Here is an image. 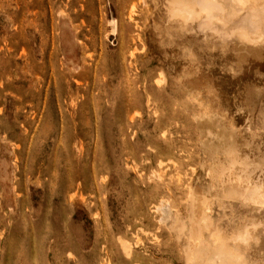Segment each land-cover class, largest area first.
<instances>
[{
	"label": "rangeland",
	"instance_id": "rangeland-1",
	"mask_svg": "<svg viewBox=\"0 0 264 264\" xmlns=\"http://www.w3.org/2000/svg\"><path fill=\"white\" fill-rule=\"evenodd\" d=\"M179 1L0 0V264L192 263L207 221L223 248L234 244L246 264H264V215L237 185L229 193L239 197L215 196L217 180L243 173L248 159L256 164L246 165L248 179L264 182V48L242 47L233 34L218 46L226 29L212 30L227 19L217 0ZM187 1L215 3L216 12L200 7L202 21ZM255 13L242 16L246 25L253 18L249 35ZM207 27L221 40L207 41ZM215 170L229 173L215 179ZM160 199L177 209L172 233L158 220ZM256 218L257 244L231 243L237 225ZM206 250L198 260L213 256Z\"/></svg>",
	"mask_w": 264,
	"mask_h": 264
},
{
	"label": "bare ground",
	"instance_id": "bare-ground-1",
	"mask_svg": "<svg viewBox=\"0 0 264 264\" xmlns=\"http://www.w3.org/2000/svg\"><path fill=\"white\" fill-rule=\"evenodd\" d=\"M171 0H169V2H168V5H169V3H171L172 1L174 2V0H172L171 2H170ZM179 1V0H178ZM181 1V0H180ZM180 1H179V3H178V5L177 6H179V4H180ZM189 2H191L190 0H188ZM188 1H187V3H188ZM196 1V0H195ZM199 0H197V2H198ZM202 2H204L203 4H205V1L204 0H201ZM208 0H206V2H207ZM211 2L213 1V2H215L216 0H210ZM172 2V4H174ZM209 2V1H208ZM229 2L230 3H232V5L235 7V9H236V12L234 11V9L232 8L231 10H232V12H234V13H236V14H234V13H229V11L228 10H230L229 9V7H230V5L228 6V10H227V4H229ZM254 2V3H253ZM253 2L252 1H250V0H217V4H219L220 6H222V9H223V6H225L224 8H226V10H222V9H220V11H217V13H218V15H220V17L219 18H221V22H223L222 20H224V19H227V20H225L226 22H230L229 23V25L230 26H226V25H228V24H226V22H224L225 24L223 25V23H222V25H223V28H222V25L220 26H218L217 28H221L223 31H225V29H226V33L225 32H223L220 28L219 29H217V31H215L216 29H213V27H212V31H213V33L215 34V32H216V34H217V32H219L220 33V30L224 33V34H222V36H223V40H221L220 38H219V34L218 35H216L217 37L215 38L216 39V41H217V38H218V40H221V44L220 43H218V44H220V45H218V46H221V47H223V45H224V47L225 46H227V45H229V41L228 40H226L225 39V37H227L228 36V34H233V36H235V38H237V40L239 41V42H241L240 44L242 45V47H245V46H247V42H253L252 44H253V46H254V44L256 45L257 43V45H259V46H257V47H261V49H263L264 48V46L262 47V44H260V42H261V40L263 39L262 38V34H263V32H262V30L260 31V29H258L259 27L258 26H261L262 24H264V16L261 18V20L259 19V15H258V13L260 14V13H262L263 11L262 10H264V9H262L261 7H260V9L259 10H261V11H259L258 10V7L257 6H259L260 4L259 3H261V2H259V3H257L256 2V0L254 1L253 0ZM175 3H177V2H175ZM186 3V2H185ZM186 3V4H187ZM196 3V2H195ZM252 3H253V6H252ZM255 3H257V6L256 5H254ZM172 4L170 5V8L172 7ZM182 4H183V0H182ZM189 4V6H190V4H192V3H188ZM188 4L187 5H181V6H187L188 7ZM198 3H196V4H193V5H191L192 6V8L193 7H195V8H193V9H195V12H194V10H193V12H194V14L196 13V16L197 17H203V19H201L202 21H204V19L205 18H207V20L209 21V16L208 17H205V14H208V13H206V11H208V12H211V10L212 9H214V11L216 12V8H214L216 5H214V4H210V5H212V7H210V10H207L208 8L205 6V5H203V7H206V10H205V14L203 13V7H201V8H203L202 10L203 11H201V8L200 7H197V6H199V5H197ZM208 5V4H207ZM210 5H208V7L210 6ZM261 5H264V4H261ZM191 6H190V8H191ZM220 6H218V8L220 7ZM262 7H264V6H262ZM168 8H169V6H168ZM174 8V7H173ZM178 8V7H177ZM184 9L182 10L183 12H184V15H182V16H184V19H183V17H180L181 16V14H183V13H180V15L178 16V12H177V16L178 17H180L181 18V20H182V22L187 18V17H189V11L190 10H187L185 7H183ZM189 8V7H188ZM189 8V9H190ZM196 8H199L198 10H196ZM212 8V9H211ZM254 9L253 11L251 10V12H253V13H255L256 12V10H258V12H256L255 13V15L257 14V19H259V24L257 23H255L256 25H258V26H254V27H257V28H255L258 32H256V30H253L252 31V34L251 35H249V32L247 31V25H248V28L249 29H251L252 27L251 26H253L251 23V21H253V18L250 20V18L252 17L251 16V14L254 16V14L253 13H251L250 14V10L249 9ZM181 9V8H180ZM200 10V12H202L200 15L201 16H199V13L197 14V12ZM219 10V9H218ZM222 10V11H221ZM241 10L242 11V13H245L244 15H242L239 11ZM185 11L187 12V14H188V16L186 15L185 16ZM197 11V12H196ZM213 11V10H212ZM247 11H249V15L251 16H248V17H250V18H247L248 19V21H250V24H245V23H247V22H243L244 21V19L246 20V18L244 17H242V16H245L246 15V13H247ZM172 12V11H171ZM192 12V13H193ZM214 12V13H215ZM221 12V13H220ZM191 13V14H192ZM193 14V16H194V18L196 17L195 15ZM172 15H174L173 14V12H172V14L170 15L171 17H172ZM202 15H204V16H202ZM213 14H210V16H212ZM215 15V14H214ZM238 15H240L241 17H242V19L241 18H239L240 16H238ZM260 15H262V14H260ZM263 15H264V13H263ZM176 16V17H177ZM191 16V15H190ZM192 16V17H193ZM207 16V15H206ZM216 16V15H215ZM246 17H247V15H246ZM173 18V17H172ZM224 18V19H223ZM190 19V18H189ZM193 19V18H192ZM191 19V20H192ZM214 19H217V17H214L213 16V18H212V21H216V20H214ZM254 19H255V17H254ZM256 19V20H257ZM181 20L179 19V22H180V24H181ZM187 20V19H186ZM201 20H199L200 22H201ZM207 20H206V22H207ZM243 20V21H242ZM263 20V21H262ZM197 21V20H196ZM217 21H218V19H217ZM216 21V24H214L213 26H215V25H218L217 22ZM261 21L263 22L262 24H261ZM186 22V21H185ZM199 23V22H198ZM210 23V22H209ZM209 23H207V24H209ZM244 23V24H243ZM253 23H254V21H253ZM186 24V23H185ZM188 24V23H187ZM201 24H204V22L203 23H201ZM206 24V23H205ZM204 24V25H205ZM182 25V24H181ZM200 25V24H199ZM204 25H202L203 26V29L206 27V25H205V27H204ZM232 25V26H231ZM183 26V25H182ZM201 26V27H202ZM250 26V27H249ZM201 27L199 26V28H200V30L199 31H201ZM224 27H226V28H224ZM227 27H228V29H230V27H231V29H232V31L230 32L229 30L227 31ZM181 29H183V28H181ZM203 29H202V33L204 34L203 36H205V33L204 32H206L207 33V31L209 32V29H208V27L206 28V29H208V30H206L205 29V31L203 32ZM230 29V30H231ZM212 31H210L209 32V36H211V35H213V36H215L213 33L210 35V33L212 32ZM221 32V33H222ZM229 32V33H228ZM251 32V31H250ZM259 33V36H260V33H261V38L257 35V37H251V36H254L255 34H258ZM224 35H226L225 37H224ZM209 36H207V38H205L207 41H209V39H210V43H211V40H213L214 38H213V36H211V37H209ZM222 36H221V38H222ZM256 36V35H255ZM209 37V38H208ZM226 40V41H225ZM225 41V42H224ZM214 43H216L215 41H213ZM227 42V43H226ZM257 42V43H256ZM224 43V44H223ZM225 43L227 44V45H225ZM261 43H264V39L262 40V42ZM217 44V43H216ZM215 44V45H216ZM239 44V45H240ZM252 46V47H253ZM256 46H255V48H257ZM253 49H254V47H253ZM258 49V48H257ZM256 49V50H257ZM260 49V48H259ZM250 50V49H249ZM252 50V49H251ZM255 50V49H254ZM260 51V50H259ZM255 52V51H254ZM261 52H263V51H261ZM251 53V52H250ZM253 53V52H252ZM263 55L262 56H264V53H262ZM260 56V53H258V52H255L254 53V57H259ZM260 58H261V56H260ZM242 59V58H241ZM245 59V58H244ZM243 59V60H244ZM255 59V58H254ZM259 59V58H258ZM257 59V60H258ZM260 60V59H259ZM258 93V92H257ZM247 95V94H246ZM246 98V97H245ZM250 99V98H249ZM253 100V99H252ZM247 102H248V100H246ZM247 102H246V104H247ZM249 102H251V101H249ZM251 103H253V101L251 102ZM249 104V103H248ZM204 114H205V117L206 118H209L208 117V115H209V112H204ZM202 115H203V113H202ZM203 120V119H202ZM211 121L212 120H210L209 122H208V124L209 123H211ZM208 124H207V127H208ZM210 125H212V124H210ZM213 126V125H212ZM216 127H217V125H215ZM215 127V128H216ZM208 128H211V127H208ZM214 128V127H213ZM214 128V129H215ZM219 128V127H218ZM205 129V128H204ZM209 130V129H208ZM211 130H212V128H211ZM217 130V129H216ZM223 130H225V129H223ZM228 130V129H227ZM231 130V129H230ZM202 131V130H201ZM229 131V130H228ZM203 132H204V130H203ZM209 132V131H208ZM205 134H204V137L206 136V132H204ZM213 133L215 134V131L214 130H212V134L210 135V133L209 134H207V136H208V138H211V139H213L212 137H213ZM220 134V133H219ZM209 135L211 136V137H209ZM226 135H228V134H226ZM234 135V134H233ZM229 136H231V133H230V135ZM217 137V136H216ZM234 137V136H233ZM232 137V138H233ZM206 138V137H205ZM205 138H203V139H205ZM231 138V137H230ZM232 138L230 139V140H232ZM211 139H209V141L211 140ZM220 139V136L217 138V139H215V141L217 140H219ZM205 140H207L208 141V139H205ZM205 140H203V144H204V141ZM227 141L229 140V139H226ZM209 141L207 142V143H209ZM212 141V140H211ZM217 141L215 142L216 143V145H217ZM220 141V140H219ZM231 142V141H230ZM236 141H235V139H234V141H233V144L235 143ZM201 143V146L204 148V149H206V145H203ZM232 143V142H231ZM245 143H247V145L249 144V142L248 141H246ZM211 143H209L208 144V146L210 145ZM222 145H224L223 143H221ZM212 145V144H211ZM221 145V146H222ZM234 145H236V144H234ZM234 145H231L232 147L234 146ZM247 145H246V147H247ZM220 146V147H221ZM237 146L238 145H236V147H235V150L237 149ZM224 147V146H223ZM223 147H221L220 149H222ZM227 147H230V146H228L227 145ZM226 147V148H227ZM238 147H240V146H238ZM225 148V149H226ZM231 148V147H230ZM252 148V147H251ZM216 149H217V147H216ZM220 149H218V152H219V150ZM232 149H234V148H232ZM232 149H228L227 151H234V150H232ZM249 149V148H248ZM253 149V148H252ZM258 150V149H257ZM223 151H224V149H223ZM236 151H238V153L240 152V150H236ZM236 151H234L233 153H235ZM210 152H212V150H210ZM218 152H216V155H220ZM226 152V151H225ZM224 152V153H225ZM223 153V152H222ZM223 153V154H224ZM227 153V152H226ZM232 153V154H233ZM249 153V152H248ZM222 154V155H223ZM229 154V153H228ZM215 155V156H216ZM240 155V157L235 153V157L237 156V158H242L241 157V154H239ZM226 156V155H225ZM227 156H229V155H227ZM226 156V157H227ZM243 156V155H242ZM245 157V155L243 156V158ZM246 157H248V155H246ZM213 158H214V160H215V157L213 156ZM217 158H219L218 156H217ZM233 158V157H232ZM236 158V159H237ZM250 159H252V158H250ZM218 160H220V159H218ZM234 161H236L235 160V158L233 159ZM242 160V159H241ZM245 160V159H244ZM246 160H247V158H246ZM245 160V161H246ZM249 160V159H248ZM246 161V162H241V163H239L240 165L239 166H241L240 168H242V170H243V173H241V172H239L238 173V175H236V176H232L231 174L233 173V171L229 174V175H225V174H228V173H224L223 175H225L224 177H223V175L222 176H218V174H219V172H222L223 173V170H220L219 172L218 171H216L217 173V175L215 176V175H213V178H217V176L218 177H223V178H221L220 179V181L219 180H217V182L219 183V182H221L223 185V190H222V188H219V189H221V190H219V192L215 195V196H217V198H218V196H220L221 194H224V196H223V198H222V196L221 197H219V199H228L229 197H231V195L233 196V195H236V194H231V193H229V191H230V186H235V185H237V189H238V191H241V189H243L244 190V192L246 193V198H247V200L248 201H250V202H253L254 203V207H255V209L253 210V206H252V210L253 211H256V215L257 216H260L261 214H263L264 215V182L263 181H261L262 180V175H258V177H256V178H253V179H251V180H249L248 179V177L246 176L247 175V173L246 172H248V169H249V172L251 171V169H252V172L254 171L253 170V168L254 169H256L254 166L256 165V164H254V162H249V161ZM253 160V159H252ZM238 162H239V159H238ZM221 163V162H220ZM224 163V162H223ZM246 163V164H245ZM249 163H250V165L252 166L253 165V168H251L250 167V165H249ZM232 164H234V166L233 165H230L229 167H227V168H230L231 169V166L232 167H236V165H237V163H236V165H235V163H232ZM215 165V164H214ZM220 164H218V167H220L219 166ZM249 166L250 168H248L247 169V166ZM259 166V165H258ZM258 166H256V167H258ZM233 169V168H232ZM258 169V168H257ZM218 170H219V168H218ZM228 170V169H227ZM260 170H258V172H259ZM214 172V171H213ZM226 172V171H225ZM249 172H248V176H250V174H249ZM256 172H257V170H256ZM256 172H254L253 174H254V177H255V174H256ZM236 173V172H235ZM234 173V174H235ZM262 174V173H261ZM215 176V177H214ZM262 178H261V177ZM211 178H212V175L210 176ZM250 177H252V176H250ZM261 178V180H259ZM212 181V180H211ZM213 181H215V180H213ZM213 184H215V183H213ZM220 187H221V185H219ZM218 186V187H219ZM228 186V187H227ZM240 188V189H239ZM189 193V192H188ZM233 193V192H232ZM243 193V192H242ZM193 194V193H192ZM229 195L230 194V196L228 197L227 195ZM189 195V194H188ZM188 195H187V197H185V198H189L188 197ZM199 195H200V197H201V193H199L198 192V194H195V195H192V196H195L196 198H198L199 197ZM190 196V198L192 197L191 195H189ZM198 196V197H197ZM227 196V197H226ZM237 196V195H236ZM235 196V199H239V198H237V197H239V196H237L236 197ZM241 196H242V194H241ZM240 196V201H241V199H242V197ZM188 199L187 201H191V199ZM233 197H231L230 199H232ZM192 199H193V205H194V207L195 206H200L198 203H197V200H195L194 201V199L195 198H193L192 197ZM161 200H163V199H160L159 200V202L161 201ZM199 200V199H198ZM201 201H203V199H202V197H201V199H200ZM247 200H245L246 202H247ZM165 202H166V200H164ZM225 201V200H224ZM228 201H229V199H228ZM244 201V202H245ZM243 202V203H244ZM162 203V204H161ZM161 203H159V204H157L158 206L155 208L156 210H158L159 211V217H158V220L161 222V223H163V224H166V225H168V226H166L167 228H169L168 230L171 232L172 230H170V225L172 224V222L174 221L175 222V220H173L174 218H176V216L173 218V216L171 217L170 215H171V213H172V210H175V212H176V208H173L172 206H170L169 205V203L167 202V203H164V202H162L161 201ZM164 203V204H163ZM187 204V203H186ZM202 205H204V203L202 202L201 203ZM245 204H247V203H245ZM251 204V203H250ZM205 206H207L206 204H205ZM172 207V208H171ZM188 207V206H187ZM193 207V208H194ZM220 207H222V206H220ZM203 208V207H202ZM208 207H206V211L205 212H207L208 211V209H207ZM172 209V210H171ZM155 210V211H156ZM252 210H250V211H252ZM157 211V212H158ZM178 212V211H177ZM180 212V211H179ZM182 213V212H181ZM181 213H179L178 215L180 216V214ZM251 213V212H250ZM249 213V214H250ZM184 214V213H183ZM206 214V213H205ZM177 215V216H178ZM255 216V215H254ZM257 216H255V217H257ZM253 217V216H252ZM177 218H179V217H177ZM186 218V217H185ZM210 218V217H209ZM211 219H212V217H211ZM253 219H255L254 217H253ZM186 220H188V222H189V219L188 218H186ZM260 220V219H259ZM259 220H257V218H256V220H253L254 221V223L252 222V220L251 221H249V222H251V223H242V224H239V225H237V226H239V228H238V230H234V232L232 233V235H230L231 236V238H230V240H231V243H233V242H237V243H240V244H243V245H247V246H250V244H249V242H251V241H253V243L254 244H257V242H258V239H259V232H258V225H256V223L257 222H259ZM181 221H183V219L181 220ZM260 221H262V220H260ZM191 222H192V220H191ZM208 222V224H205V225H209V227H208V229H207V226H205V227H203V225H201L202 227L201 228H199L200 229V233L198 232H196L197 234H196V239H198V237H200L201 239H198L197 241H199V240H202L200 243H198L197 241H194V243H196L197 242V245L196 244H194V245H196V247L193 245V244H191V245H193L196 249L198 248V245H200V249L199 250H201L203 253H197L196 254V252H197V250H196V252H195V250H193V248H191L193 251H194V253L192 254V251L190 252V251H188V253L190 252V255L189 256H191L192 255V257L191 258H193L194 259V256L196 255V257H195V259H194V261L192 262L193 264H194V262L196 261V260H198V258H201V257H199V256H201L202 254L203 255H205V250L207 249L208 250V252H211L212 253V257H210V259L208 258V256L206 257L207 258V260H205L206 258L204 257L202 260L204 261H201V259H199L203 264L205 263V264H246V261L244 260V258H243V253L242 252H239V251H237V249H236V246L234 245V244H232L234 247H230V243L229 244H225V243H223L224 244V246L226 247H224L223 248V246H222V243H221V240L219 239V236H218V234L220 235L221 233H219V231H218V234H215L214 233V229L213 228H215L216 226H217V224H215L216 226H214V225H210V223H209V221H207ZM214 222V221H213ZM176 223V222H175ZM183 223H186V222H184L183 221ZM197 223V222H196ZM212 223V222H211ZM253 223V224H252ZM262 223V222H261ZM261 223H260V225H261ZM245 224V225H244ZM182 225V224H181ZM196 225V224H195ZM243 225H244V227H243ZM259 225V226H260ZM214 226V227H213ZM236 226V227H237ZM172 227H174V226H172ZM181 227H184L183 225L181 226ZM196 227V226H195ZM263 227V226H262ZM173 229V228H172ZM195 229V228H194ZM206 229H207V231H206ZM211 229H213V231L212 232H210V230ZM219 229V228H218ZM239 229H244V230H247V231H243V230H241L242 231V233H241V231H239ZM179 230V229H178ZM175 231V230H174ZM180 231V230H179ZM204 231H206L207 232V234H205L204 233ZM209 231V232H208ZM264 231V230H263ZM177 231H175L174 232V234H172L173 236L175 235V233H176ZM181 232V231H180ZM185 232V231H184ZM261 232V231H260ZM172 233V232H171ZM217 233V232H216ZM194 234V233H193ZM192 234V235H193ZM198 234H201L200 236L198 235ZM197 235H198V237H197ZM176 237V236H175ZM186 237V236H185ZM185 237H183L184 239H185ZM194 239H195V236H194ZM195 239V240H196ZM229 239V238H228ZM193 240V239H192ZM222 240H224V239H222ZM190 241V240H189ZM205 241V243H207L206 245H207V248H206V246L205 247H203V248H206L204 251H203V249H201L202 248V245H203V242ZM227 241V240H226ZM225 241V242H226ZM223 242V241H222ZM227 245H228V247H229V249L227 248ZM231 245V246H232ZM193 246H191V247H193ZM252 246V245H251ZM254 246V245H253ZM244 248V247H243ZM246 248V247H245ZM244 248V249H245ZM125 250H126V247H125ZM128 250V249H127ZM189 250V249H188ZM206 250V251H207ZM210 250V251H209ZM200 254V255H199ZM197 255H199V256H197ZM206 255H207V253H206ZM209 255V254H208ZM211 256V255H210ZM198 257V258H197ZM197 258V259H196ZM212 258V259H211ZM186 258H184V261H186L185 260ZM188 261V263L189 264H192L191 263V260L188 258L187 259ZM198 260V261H199ZM187 262H184L185 264L187 263ZM201 262H199V264H202ZM187 263V264H188ZM196 263H197V261H196ZM198 264V263H197Z\"/></svg>",
	"mask_w": 264,
	"mask_h": 264
}]
</instances>
